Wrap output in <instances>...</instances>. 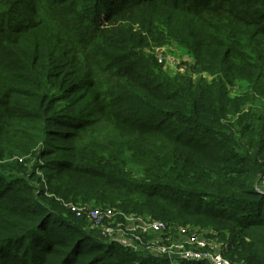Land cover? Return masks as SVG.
Masks as SVG:
<instances>
[{"label":"trees","instance_id":"16d2710c","mask_svg":"<svg viewBox=\"0 0 264 264\" xmlns=\"http://www.w3.org/2000/svg\"><path fill=\"white\" fill-rule=\"evenodd\" d=\"M158 40L212 79L170 73ZM263 182L264 0H0V264H170L62 201L210 229L264 264Z\"/></svg>","mask_w":264,"mask_h":264},{"label":"rangeland","instance_id":"374dc122","mask_svg":"<svg viewBox=\"0 0 264 264\" xmlns=\"http://www.w3.org/2000/svg\"><path fill=\"white\" fill-rule=\"evenodd\" d=\"M150 52L157 56L158 60L165 65L170 73H175L182 68L194 78L202 75L208 80L212 79L208 72L196 73L193 69L195 60L192 53L175 41H151L148 47V53ZM249 83L246 79L237 80L230 87V95L236 96L246 92L249 90ZM38 174L41 175L40 173ZM262 185L264 186V182ZM62 202L66 207L70 204L81 207L82 216L88 229H100L101 235L109 242L115 241V243L131 250L141 249V251H148V254H145L146 257L165 256L170 264H177V262L183 263L187 256H191L190 252L197 251L204 254L202 259L206 258L207 264H219L218 257L224 249L223 244L221 241H217L210 229L200 230L188 227L186 230L185 226L173 225L165 227L161 231H151L149 229L143 231L142 223H147L151 221L150 219L135 214H124L112 207H103L104 209L109 208L112 214L105 217L101 222L103 224L99 226L91 215L92 211L89 213V210L94 206V202L92 204H81V201L78 203ZM103 228L106 229V235L102 233ZM191 235H197L195 237L203 241L204 246H206L198 247L192 243Z\"/></svg>","mask_w":264,"mask_h":264},{"label":"built area","instance_id":"2783aa9c","mask_svg":"<svg viewBox=\"0 0 264 264\" xmlns=\"http://www.w3.org/2000/svg\"><path fill=\"white\" fill-rule=\"evenodd\" d=\"M68 206L71 209V211L76 213L77 216L83 215L81 207L74 205V204H70ZM91 211H92V213H91L92 217L96 220L95 223H97L99 226L101 224H103L101 222L104 220L105 217L111 216V214H112V211L109 208L104 209L103 207H92V209L89 210V213ZM142 224H143V229H142L143 231H145L146 229H149L151 231H161V230H164L165 227H169L162 220H151V221H148L147 223L144 222ZM103 230H102V233L104 235H106L107 234L106 229L103 228ZM186 230H187V228H186ZM191 236L192 237H190V239H192V243L196 244L198 247H205L206 246V245L204 246L203 241H201V240H199V238L195 237L197 235H191ZM135 250L141 251V249H135ZM147 250H149V249H147ZM189 254L191 256H187L186 260H184V261H189V262H195L196 261V262H204V263L206 262L207 263V261H205L206 258L202 259V257H204L203 253H199L197 251H194V252H190ZM178 260H183V259H178ZM218 263L219 264H237V263H234V262L226 259L225 256L223 255V253L219 255Z\"/></svg>","mask_w":264,"mask_h":264}]
</instances>
